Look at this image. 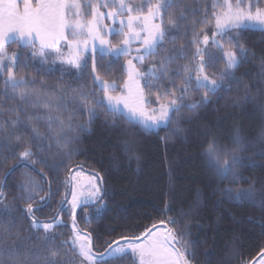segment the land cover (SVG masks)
<instances>
[{
  "label": "snow or ice",
  "instance_id": "1",
  "mask_svg": "<svg viewBox=\"0 0 264 264\" xmlns=\"http://www.w3.org/2000/svg\"><path fill=\"white\" fill-rule=\"evenodd\" d=\"M250 30L264 32L260 0H212L210 8H191L184 0H0V149L7 153L0 160V241L12 236L13 228L19 239L23 229L17 221L26 219L32 234L24 239L40 242L35 247L15 241L0 244V264H109L124 258L132 264H193L197 242L185 224L193 206L168 215L176 211L170 198L162 201L163 218L129 225L131 234L103 241V250L98 249L100 238L88 225L107 210L108 190L100 172L87 170L83 162L70 163L77 154L72 144L81 132L91 131L98 109H103L105 126L121 127L120 120L131 126L130 133L122 128L130 137L123 147L131 153L129 160L138 161L135 129L167 128L182 108L192 113L189 122L199 119L197 109L212 104L213 97L222 99L220 94L233 91L234 83L233 107L251 99L252 85L236 75L248 62L244 34ZM181 34L185 42L177 46ZM13 44L16 48L10 51ZM177 61L184 63L173 69ZM29 68L36 75L17 74ZM56 72L55 83L37 80L41 73ZM261 91L264 86L257 89ZM78 116L87 119L80 122ZM182 130L177 120L172 135ZM208 135L198 147L219 178L230 177V184L247 181L238 169L251 166L245 160L253 158L238 155L247 150L239 134L232 148ZM9 157L14 164L8 165ZM21 169L22 179L9 184ZM220 191L230 200L256 198L255 181L247 188ZM57 195L61 198L53 205ZM9 196L24 205L15 208L18 215L3 203ZM259 203L264 207V192ZM46 211L51 215L41 219L38 214ZM64 213L70 217V240H61L63 234L56 231L69 227ZM236 256L237 264H264V246L250 258Z\"/></svg>",
  "mask_w": 264,
  "mask_h": 264
},
{
  "label": "trees",
  "instance_id": "2",
  "mask_svg": "<svg viewBox=\"0 0 264 264\" xmlns=\"http://www.w3.org/2000/svg\"><path fill=\"white\" fill-rule=\"evenodd\" d=\"M156 0H153L155 3ZM191 8H210L212 0H184ZM260 6L264 7V0H260ZM245 43L249 48L248 62L240 65L236 75L245 84L252 85L251 99L242 101L240 106L233 107L231 100L235 99L237 85H232L233 91L224 92L223 97L217 101L213 97V103L207 106L202 105L197 112L199 119L191 122L187 117L191 116L186 108H182L180 114L167 128L157 131L144 132L135 129V145L133 153L139 156V160H129L131 153H125L124 143L128 140L129 133L133 131L131 126L124 120H120L121 127L111 128L105 126L106 113L98 109V118L91 124L90 132H81L77 142H73L72 148L76 155L70 163H84L87 170L97 171L104 177L103 187L108 190L106 203L107 210L102 218L93 219L88 225L94 233L99 236L100 242L96 247L103 250V241L114 240L121 233L127 232L129 225H148L152 220L163 218L160 215L162 201L170 198L172 207L176 211L168 215H178L180 210L192 211L190 218L185 221L189 225L192 239L196 243L195 259L193 264H237L236 253H242L247 259L255 255L260 246H264V207L259 203L260 194L264 192V133L261 139H257L264 128V91L257 92L258 88L264 86V77L261 76V62L264 59V32L250 30L245 32ZM181 36L177 37L176 44L179 46L185 41ZM171 48L172 44L166 45ZM16 45L10 46V51ZM150 61L146 62L147 64ZM184 61H177L172 65L175 69L177 64ZM59 67V64H57ZM36 75L29 68L19 69L21 73ZM59 72L54 75L45 76L41 73L37 80L45 79L49 84L55 83ZM179 82V77L176 78ZM0 89L3 83L0 82ZM198 98V93L190 94ZM240 95H243L241 91ZM180 117L185 119L180 120ZM80 122L86 121L85 116L76 118ZM177 120L182 125L179 135L172 133L177 127ZM112 120L109 118L108 123ZM128 128L129 133L122 131ZM239 134L247 150L238 152L243 157H252L251 161L245 160L246 166L238 169L243 177L249 178L240 184H230L228 179L221 180L216 174L215 168L210 166L207 157L201 155L202 149L198 147L202 142L206 144L209 137L215 136L222 145L229 148L235 147L232 144L233 138ZM168 137L167 140L162 139ZM6 151L0 149V160L6 155ZM47 155V153H43ZM12 157L8 158V165L14 164ZM4 166L5 168L8 166ZM37 165V168H41ZM18 170L15 176L9 178V184L22 179ZM61 173V177H63ZM3 176V169L0 168V177ZM39 177H37L38 179ZM255 181L256 198L254 200H230L220 191L224 187L247 188ZM55 189V184L53 185ZM5 191H10L6 189ZM63 188H61V194ZM197 197H199L197 199ZM61 198L57 195L53 205ZM15 208L24 207L19 202H13L11 196L3 201ZM3 205L0 204V210ZM54 210V209H53ZM40 215L41 219L51 215L46 211ZM147 217H151L152 220ZM64 223L69 227H60L56 231L62 233L61 240H70L72 236L70 217L67 213L62 214ZM28 220L17 221V227L23 230L19 233V239L13 228V235L6 237L2 243L24 244L37 246L40 242L24 238L32 233L28 230ZM80 227L84 228L83 220L79 221ZM116 229V231H112ZM43 235L42 232L38 233ZM109 264H132L130 258L113 259Z\"/></svg>",
  "mask_w": 264,
  "mask_h": 264
},
{
  "label": "rangeland",
  "instance_id": "3",
  "mask_svg": "<svg viewBox=\"0 0 264 264\" xmlns=\"http://www.w3.org/2000/svg\"><path fill=\"white\" fill-rule=\"evenodd\" d=\"M115 39V38H113ZM135 46V45H134ZM52 59H54V57H49V60L51 61ZM58 64V63H57ZM264 133V128H262V133L260 135H258L257 139H261V137L263 136L262 134Z\"/></svg>",
  "mask_w": 264,
  "mask_h": 264
}]
</instances>
